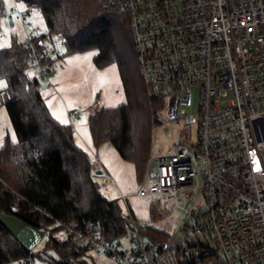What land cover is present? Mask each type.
Masks as SVG:
<instances>
[{
    "label": "built area",
    "instance_id": "2783aa9c",
    "mask_svg": "<svg viewBox=\"0 0 264 264\" xmlns=\"http://www.w3.org/2000/svg\"><path fill=\"white\" fill-rule=\"evenodd\" d=\"M102 1L129 18L147 96L159 103L156 122L178 119L191 88L199 89L195 141L186 129L164 151L158 148L138 190L175 202L184 193L189 206L165 240L148 238L132 220L128 243L57 225L114 264H165L189 216L195 219L192 233L211 238L223 264H264V0ZM14 2L5 14L21 20L35 7L21 11ZM25 42L31 63L44 74L39 57L46 49L36 50L31 33ZM63 42L58 34L52 47ZM227 94L231 99L222 98Z\"/></svg>",
    "mask_w": 264,
    "mask_h": 264
},
{
    "label": "trees",
    "instance_id": "16d2710c",
    "mask_svg": "<svg viewBox=\"0 0 264 264\" xmlns=\"http://www.w3.org/2000/svg\"><path fill=\"white\" fill-rule=\"evenodd\" d=\"M20 1L39 10L47 35L64 37L61 45L65 53L94 48L97 67L117 65L126 101L94 109L86 122L93 143L112 145L133 164L139 180L149 158L159 103L147 96L128 16L107 7L102 0ZM32 41L36 50L43 52V35L32 37ZM29 56L26 43L0 48V79L7 83L0 91V105H4L17 137L16 142L0 147V212L47 231L43 250L55 253L56 258L49 259L51 264H86L87 246L71 240L57 221L83 233L97 232L105 240H115L128 233L132 218L116 199L98 192L88 153L75 143L71 126L60 123L48 111L38 78L27 74ZM157 215L152 209L151 217ZM141 232L150 239L168 238L167 232L151 226H143ZM33 255V249L26 252L0 224V264L21 260L30 263ZM199 259L223 264L212 251Z\"/></svg>",
    "mask_w": 264,
    "mask_h": 264
},
{
    "label": "rangeland",
    "instance_id": "374dc122",
    "mask_svg": "<svg viewBox=\"0 0 264 264\" xmlns=\"http://www.w3.org/2000/svg\"><path fill=\"white\" fill-rule=\"evenodd\" d=\"M14 1L3 0V10L0 11V45L9 47L13 43H26L27 33H31L32 37L43 35V45L48 52L43 55L44 57L40 56L39 60L44 74L38 73L39 67L31 63L30 56L27 74L38 78V87L50 114L60 123L71 126L75 143L88 153L93 166L92 178L98 184V192L108 199H116L122 211L131 214L132 221L137 225L151 226L172 233L183 213V208L189 206L190 197L178 193L175 202L173 199L156 194L140 196L138 190L142 177L137 179L133 164L123 159L109 143L102 142L95 145L86 122L87 115L94 111V107L97 109L113 107L126 101L117 65L110 63L97 67L93 62V55L96 52L94 48L65 53L61 44L52 47L51 40L55 36L47 35L45 22L36 7H32V12L25 15L23 20L16 13L12 16L5 14L14 7ZM16 4L21 11L26 10L28 6L20 0H17ZM0 80L7 85L4 78ZM4 88H0V91ZM222 98L231 99V95L227 94ZM198 102L199 89L192 87L189 102L180 105L178 119L154 124L148 159L155 155L158 148L164 151L175 143L177 135L183 130L188 129L190 140L195 141ZM71 109H75L78 115L69 116ZM16 141L17 137L6 109L1 104L0 147L5 143ZM262 156L264 159V149ZM152 209L158 213L155 219L151 217ZM184 221L187 224L177 232L165 264H211L207 263L208 260L204 263L195 255L213 252L212 239L206 234L192 233L191 225L195 221L194 218L186 216ZM46 237L44 236L33 248L34 255L29 264H51L49 259L56 258L53 251L43 250ZM120 238L124 243H128L125 236ZM177 245H179L178 249H176ZM84 259L86 264L115 263L104 253L91 250L87 251Z\"/></svg>",
    "mask_w": 264,
    "mask_h": 264
},
{
    "label": "water",
    "instance_id": "95a60500",
    "mask_svg": "<svg viewBox=\"0 0 264 264\" xmlns=\"http://www.w3.org/2000/svg\"><path fill=\"white\" fill-rule=\"evenodd\" d=\"M0 224L19 242L26 252H30L46 234L45 230L35 228L10 213L0 212Z\"/></svg>",
    "mask_w": 264,
    "mask_h": 264
},
{
    "label": "snow or ice",
    "instance_id": "6c2138e0",
    "mask_svg": "<svg viewBox=\"0 0 264 264\" xmlns=\"http://www.w3.org/2000/svg\"><path fill=\"white\" fill-rule=\"evenodd\" d=\"M3 46H4V45H0V47H3ZM113 67H115V66H113ZM4 87H6L5 82L2 81V80H0V88H4Z\"/></svg>",
    "mask_w": 264,
    "mask_h": 264
},
{
    "label": "crops",
    "instance_id": "0c3cea01",
    "mask_svg": "<svg viewBox=\"0 0 264 264\" xmlns=\"http://www.w3.org/2000/svg\"><path fill=\"white\" fill-rule=\"evenodd\" d=\"M43 49H46L45 47H44V45H43ZM92 165V164H91ZM93 167V166H92ZM101 173V172H100Z\"/></svg>",
    "mask_w": 264,
    "mask_h": 264
}]
</instances>
